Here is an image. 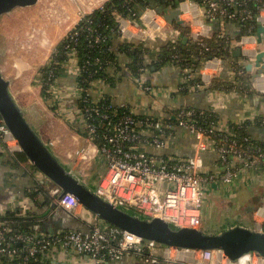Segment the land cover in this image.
Here are the masks:
<instances>
[{
  "label": "built area",
  "instance_id": "obj_1",
  "mask_svg": "<svg viewBox=\"0 0 264 264\" xmlns=\"http://www.w3.org/2000/svg\"><path fill=\"white\" fill-rule=\"evenodd\" d=\"M107 1L104 0L96 9L103 8ZM250 1L257 2L256 9L249 6ZM187 5L197 6L209 20H219L221 24L230 20H256L264 26V0H179L181 14ZM87 14H83L77 24ZM113 14L117 28L112 31L118 33V38L124 42L148 43L154 54L158 48L152 44L153 41L175 45L180 40L181 31L177 27L169 28L165 15L154 6L142 10L139 17L119 11ZM76 25L66 35L63 51L67 60L63 68L78 77L88 66L95 64V70L89 73L91 77L92 73L104 71L106 66L101 58H93L87 52L81 59V53L99 44L103 40L102 34L89 26L75 29ZM254 35L248 32L237 42L245 62H252L259 52L258 48L252 53L248 49L246 38ZM190 36L194 41L201 37L191 31ZM224 36L225 32L221 31L219 37ZM56 52L55 49L53 54ZM149 62L150 58L138 69L136 80L142 88L152 92L153 88L143 80ZM215 62L221 64L223 59L214 57L205 62L198 72L204 85L195 83L192 91L198 92L211 83L213 79L204 71L215 67ZM234 72L236 76L244 74L242 70ZM53 73L50 70L45 79H40L43 88L47 85L49 97L54 94L59 78L53 79ZM193 77L192 69L182 70V82ZM104 80L107 78L92 79L89 87L77 83L76 91L83 104V131L94 153L90 156L89 149L82 148L71 157L85 161L95 155L103 160L104 170L97 183V192L112 204L145 216L160 217L178 226L198 228L202 224L206 195L212 184L230 183L244 171L264 170V146L255 143L248 132L244 134L221 124L218 116L215 120L209 118L211 115L206 113L213 110L200 109L201 114H198V108L189 106L163 116L140 115L126 103L115 104L107 99L102 87L95 97L94 88L105 83ZM203 114L205 118L201 119ZM261 122L264 125V117ZM179 129L186 130L194 140L191 156H180L173 151V141ZM0 146L15 155L23 154L18 140L1 115ZM207 152L218 155L219 161L213 170L205 164L204 154ZM53 186L52 194L57 197L59 206L74 212L82 207L71 193L58 197L60 189ZM92 218L90 231L69 229L46 235L26 231L11 233V222L0 220V264H43L45 253L55 246L88 254L95 264H108L129 254L140 256L147 262L264 264V257L258 253H248L232 260L219 250L161 246L113 226L94 214Z\"/></svg>",
  "mask_w": 264,
  "mask_h": 264
},
{
  "label": "crops",
  "instance_id": "obj_2",
  "mask_svg": "<svg viewBox=\"0 0 264 264\" xmlns=\"http://www.w3.org/2000/svg\"><path fill=\"white\" fill-rule=\"evenodd\" d=\"M103 1L38 0L35 5L18 7L0 17V66L5 78L10 81V89L16 101L60 160L75 173L82 175L88 183H94L93 180L101 176L104 164L103 160L95 155L85 161L71 157L82 148L89 149L90 156L94 153V148L91 147L83 131V104L76 91L79 76L76 77L74 73L65 71L58 78L54 94L48 98L42 95L43 89L40 85H36L34 77L39 76L40 69L49 64L55 46L65 38L66 33L68 34V31L77 24L80 17L98 8ZM29 12L40 14L38 13L39 17L35 18ZM21 13L26 14L30 19L29 23L20 34L14 32L11 35L10 25L16 20L23 21L20 19ZM180 19L185 21L184 25L189 31L200 36L210 37L214 31L220 29L231 37L237 36L239 32L237 23L228 21L221 24L219 20H209L195 5H187ZM176 25L175 22L173 27ZM50 30H55L57 36H53ZM254 36L246 38L251 53L253 49H260L261 46L257 41V35ZM152 44L158 49L163 46L161 40L153 41ZM124 45L125 42L120 38L114 40L113 50L118 56V64L109 67V79L94 88L95 97L98 94L97 91L103 88L104 94L115 104L126 103L136 109L140 115L163 116L189 106L201 110H213L220 118L221 124L226 127L250 123L247 132L253 140L264 146V125L260 124L264 117V74L255 78L253 75L257 68L255 65L252 71L247 69L252 82L251 93L240 90H211L207 85L198 92L191 91L183 94L181 93L182 69L173 63L158 70L154 67L149 68L143 75L144 83L153 88L150 92L137 82V73L135 74L131 67L132 60L129 52L123 48ZM145 47L149 48L148 43H145ZM234 56L239 58L238 62L244 66L249 63L244 61L243 56H236L235 52ZM38 58L43 59L41 62H44L40 66H34V61ZM147 58L145 63L148 62L149 58ZM233 62V58L230 61L223 60L221 64L215 62V67H209L204 72L212 79L221 77L235 80ZM46 110V118H43L41 115ZM57 114L62 115L70 127L63 124V119L57 117ZM193 143L194 140L188 132L179 129L173 141V151L180 156H191L194 153ZM21 155V153L16 155L10 153L0 146V214L5 215L10 211L17 216V219L11 222L12 229L44 235L69 229L90 231L93 218L91 212L84 207L74 212L58 204L53 206L57 197L52 194L54 186L51 183L46 185L52 202L45 203L44 196L35 188L38 181L44 180V176ZM204 159L210 170L215 169L219 161L215 152L205 153ZM95 165L99 166L97 171H94ZM234 182L246 188L248 197H243L241 200L238 194H227V189L232 188L231 184ZM221 189L227 193L219 194ZM211 213L212 216H210ZM235 219L250 227L264 230V170L244 171L234 181L214 183L208 190L201 226L216 229L227 221ZM43 262V264H95L88 254L60 246L48 250ZM108 264L186 263L147 262L140 256L129 254Z\"/></svg>",
  "mask_w": 264,
  "mask_h": 264
},
{
  "label": "water",
  "instance_id": "obj_3",
  "mask_svg": "<svg viewBox=\"0 0 264 264\" xmlns=\"http://www.w3.org/2000/svg\"><path fill=\"white\" fill-rule=\"evenodd\" d=\"M37 2L38 0H0V17L18 7L32 6ZM180 15L181 11L178 8L165 14L169 28H172L175 22L185 24ZM257 37L261 48L254 62L246 65L249 71H252L254 65L257 67L253 74L255 78L264 74L263 25L259 26ZM182 39L184 42L187 41L185 36ZM242 54V49L238 47L235 55ZM0 115L18 140L28 162L44 176L41 182L59 187L58 197L71 193L82 207L100 219L161 246L188 250H219L232 260H237L248 253H258L264 257V230L250 227L238 219L229 220L216 229L204 226L198 228L178 226L160 217L145 216L133 209L117 206L102 197L97 192V184L86 182L82 175L75 173L63 163L28 120L25 111L16 101L10 89V81L5 78L1 66ZM56 205L57 202H54L53 206Z\"/></svg>",
  "mask_w": 264,
  "mask_h": 264
},
{
  "label": "trees",
  "instance_id": "obj_4",
  "mask_svg": "<svg viewBox=\"0 0 264 264\" xmlns=\"http://www.w3.org/2000/svg\"><path fill=\"white\" fill-rule=\"evenodd\" d=\"M178 1L179 0H108L104 4L103 8L96 9L92 13L84 16L76 25L75 29H81L82 27L87 26L92 27L96 30V32L102 34L103 40L94 47L84 49L81 53V59L85 58L84 55L87 52V54H90L89 56H93V58H101L102 63H104L103 65L106 67L104 71L101 70L97 74L92 73L93 76L90 77L89 73L93 72L95 70V66L97 65L93 64L92 66H88L87 70L82 72L78 77L79 82L83 83L85 87H89V81L92 79H104V77L109 79V67L116 66L118 64V56L113 50L114 40L118 38V33L112 31L113 28H117L113 14L114 11H119L125 15L130 14L139 17V14L142 10L152 5L158 8L160 13L165 15L168 13V11L178 8ZM256 5L257 2L255 1L249 2L250 7L256 9ZM230 21L237 23L239 27V32L235 37H231L226 33L223 38L219 37V34L222 31L220 29L214 31L210 37L201 36L199 41H194L190 36V31L187 29V27L184 24L177 23L176 27L181 31L183 36L187 37L186 42L183 41L182 36L180 37V40L177 42V44L174 45L170 43L163 45L158 50H155V54L152 53V50L145 47L144 42H125L123 48L130 54V58L132 60L131 67L135 74L138 72L140 67L144 66L145 59L147 57H149L151 61L148 65H146L148 69L154 67L158 70L171 63L180 67L182 70L186 68L192 69L194 77L191 80L181 84V93L183 94L191 92L195 83L204 85L198 72L208 59L220 57L225 61H230L233 58V70H242L244 74L242 76L237 75L235 80L216 77L211 81L208 88L211 90L222 89L226 91L240 90L246 93H251L253 88L251 86L252 82L250 74L248 73L246 66L238 62L239 58L234 56V52L237 48V42L243 35L247 34L248 32L257 35L260 24L256 20ZM250 26H252V28H250ZM65 43L66 36L57 44L55 48L57 52L53 54V58L49 64L40 69V76H42L44 79L49 75L50 70L54 71L53 79L60 77L65 73L63 68V63L67 60V55L63 51ZM201 43H204L205 45H202ZM46 86L43 88V92L46 93L45 95L48 97L49 91L48 89L46 90ZM107 99L111 100L110 98ZM200 112L201 110L198 109V114H201ZM206 114L211 115L209 118L213 120H215L218 116L217 113L211 111ZM200 116L201 119L205 118L204 114ZM249 124L250 123H247L241 126L239 124H233L231 125V128L233 130L247 134V127ZM260 124H262L261 121ZM254 142L260 144L255 140ZM21 156L22 158L26 159L24 154ZM34 169L36 170V168ZM35 188H37V192L44 196L45 203L50 204L52 202V197L50 196L49 189L45 183L38 181ZM16 219L17 216H15V214L10 211L5 215L0 214V220L12 222ZM14 232L16 231L12 229L11 233Z\"/></svg>",
  "mask_w": 264,
  "mask_h": 264
},
{
  "label": "rangeland",
  "instance_id": "obj_5",
  "mask_svg": "<svg viewBox=\"0 0 264 264\" xmlns=\"http://www.w3.org/2000/svg\"><path fill=\"white\" fill-rule=\"evenodd\" d=\"M20 10V9H19ZM39 13V12H38ZM37 12L36 13H34V14H32V13H30L29 12V14L31 15H34L33 17H35L36 18V16H38L39 17V14H38ZM22 14V13H21ZM41 17V16H40ZM20 19H22L23 21L22 22H20V20L18 21V20H16L15 22H13L11 25H10V29H11V35H13V33L15 32V34H20L21 32H22V29H24V28H26V24L27 23H29V18L26 16V14L24 13V14H22V17H20ZM18 21V22H17ZM54 31V32H53ZM50 32H51V34L54 36L55 35V30H50ZM69 32V31H68ZM66 35H67V33H66ZM65 35V36H66ZM55 36H57V35H55ZM55 38H57V37H55ZM60 42V41H59ZM58 42V43H59ZM57 46V45H56ZM55 46V47H56ZM42 54V53H41ZM53 54V53H52ZM40 55V54H39ZM52 56V55H51ZM42 58H43V56H42ZM51 59V58H50ZM41 60H43V59H41V58H38V59H35V63H34V66H40L41 64H43L42 62H44V61H42L41 62ZM49 61V60H48ZM40 75H41V73H40ZM39 75V76H40ZM36 76V77H34V79H35V81H36V85L38 86V85H40L41 87H42V85H41V83H40V79L42 78V76ZM38 77V78H37ZM39 79V80H38ZM42 89H43V87H42ZM42 91V95H44V97L45 98H48L45 94L46 93H43V90H41ZM46 105V104H45ZM47 107L50 109V107L47 105ZM49 111V110H48ZM46 112H47V110L46 111H43V113H42V117L43 118H46L45 117V114H46ZM57 117H59V118H62L63 119V124L65 123V125L68 127H70V124L67 122V121H65V118H63V116L62 115H60V114H57L56 115ZM98 165H95V167H94V171H97V169H98ZM88 171H90V169H88ZM100 179V176H99V178H97V179H95V180H93L94 181V183L95 184H97L98 183V180ZM231 185H233V187L232 188H229V189H227V191H228V193L227 192H225L224 190H222L221 189V191L219 192V194H223V193H227V194H229V193H234V194H238V196L240 197V199L242 200L243 199V197H248V192H247V190H246V188H242L239 184H238V182H234L233 184H231ZM227 187V186H226ZM218 194V195H219ZM236 195H234V196H236ZM237 196V197H238ZM206 201V200H205ZM210 206V205H209ZM210 216H212V213H211V215Z\"/></svg>",
  "mask_w": 264,
  "mask_h": 264
}]
</instances>
